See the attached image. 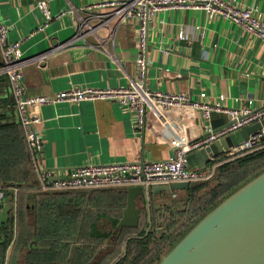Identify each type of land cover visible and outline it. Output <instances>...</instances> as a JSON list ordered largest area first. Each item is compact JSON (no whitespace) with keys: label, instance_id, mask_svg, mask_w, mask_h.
I'll list each match as a JSON object with an SVG mask.
<instances>
[{"label":"crops","instance_id":"crops-1","mask_svg":"<svg viewBox=\"0 0 264 264\" xmlns=\"http://www.w3.org/2000/svg\"><path fill=\"white\" fill-rule=\"evenodd\" d=\"M37 1L0 0V11L11 23L9 38L22 40L28 56L23 71L29 94H52L70 86L128 84L140 75L135 17L112 15L106 23L75 38V12L56 14L62 8L95 0H48L55 16L44 29L37 28L44 19ZM232 1L253 7L264 18V0ZM99 11L94 8L90 13ZM95 23L97 18L91 20ZM145 57L143 78L151 88L184 91L231 108L264 104V42L222 15L210 17L203 8L195 7L160 10L150 21ZM11 91L7 76L0 74V121L20 129L27 152L25 160L10 156V164L4 168L9 187L1 201L4 214L0 218L11 212L14 219L4 264H114L115 241L99 242L92 224L96 217L86 215L89 223L71 220L67 226L63 219L53 222L55 216L60 217L55 210L39 208L40 197L55 195L39 186L31 149L10 100ZM30 108L42 117L44 146L37 162L54 175L70 173L91 161L167 157L174 153L167 138L169 130H183L193 137L205 130V118L196 109L175 110L169 125L152 118L137 129L132 113L107 98L62 100ZM229 119L226 111L216 110L210 121L219 127ZM138 205L142 216L144 207Z\"/></svg>","mask_w":264,"mask_h":264},{"label":"built area","instance_id":"built-area-1","mask_svg":"<svg viewBox=\"0 0 264 264\" xmlns=\"http://www.w3.org/2000/svg\"><path fill=\"white\" fill-rule=\"evenodd\" d=\"M44 19L38 29H44L54 18L48 0H38ZM109 7V10H106ZM203 8L210 17L222 15L243 26L249 33L264 42V18L256 13L253 7L233 2L232 0H95L72 9H61L56 16L66 11L75 12L77 31L81 35L95 26L106 23L112 15L131 16L138 21L139 43L136 61L140 66V75L128 84L119 85H84L70 86L52 94H29L24 82L23 67L28 58L22 48V40L9 38L11 23L0 11V45L2 47V62L0 74H5L15 96L20 123L26 140L31 149L35 167L39 177V186L46 191L70 190L75 188H95L108 186H123L141 184L144 196L152 194L155 183H171L174 181L194 182L209 177L220 164L214 163L217 157L202 164L190 165L188 154L204 147L222 137L235 132L242 127L264 118V104L259 108L251 105L226 107L221 104H211L205 100L191 96L184 91L154 89L148 86L143 78L146 68L145 50L148 45L150 21L160 10L170 8ZM98 8L99 12L90 13ZM105 8V10H102ZM89 13H85L88 11ZM97 18V23L91 20ZM73 41V40H70ZM107 98L119 102L132 113V123L135 128L145 127L152 118L162 123L171 124L175 110H200L205 118L204 132L196 137L183 130H169L167 138L174 153L162 158H136L126 160L91 161L74 168L70 173L54 175L52 170L40 167L37 159L44 146V136L41 128L42 117L31 111L32 105L62 100L80 101L85 99ZM224 110L230 119L219 127H214L210 121L213 111ZM264 147V126L237 145L227 150L247 154ZM5 190L0 189V202L5 197ZM175 193V191H174Z\"/></svg>","mask_w":264,"mask_h":264},{"label":"water","instance_id":"water-1","mask_svg":"<svg viewBox=\"0 0 264 264\" xmlns=\"http://www.w3.org/2000/svg\"><path fill=\"white\" fill-rule=\"evenodd\" d=\"M9 95L20 121L15 96L12 91ZM263 126L264 118L191 151L188 154L190 165L205 166L207 161L223 154ZM191 184L189 181L155 183L152 192L189 189ZM126 190L127 204L116 232L124 226L136 227L140 224L138 198L144 196V187L136 184L128 186ZM158 264H264V171L202 218Z\"/></svg>","mask_w":264,"mask_h":264},{"label":"rangeland","instance_id":"rangeland-1","mask_svg":"<svg viewBox=\"0 0 264 264\" xmlns=\"http://www.w3.org/2000/svg\"><path fill=\"white\" fill-rule=\"evenodd\" d=\"M244 156L245 154H238L231 149L226 150L220 158L217 157L218 159L214 160V163L222 161L216 166L214 172L209 177L192 182V187L189 190L177 189L175 193L172 190H166L160 194H151L149 198L140 196L138 203L144 207L140 224L137 227H124L118 235L114 233L118 218L122 216L120 207H117L118 201L114 200L115 203H111L102 198L99 193H121L120 190L123 186L75 188L49 192L55 194L65 191L64 193L69 194L73 198L70 201L71 208H76L82 216H96L98 229L107 232L109 236L105 240L108 242L114 240L115 243L123 242L122 248L126 245L127 237L136 236L145 230V236L149 237V246L152 247L153 252L159 251V253L148 263L147 259L143 258L138 264H158L163 256L202 218L236 190L264 171V157H261L254 161L255 166L252 169H255L257 165L263 169L252 177H242L245 174L243 171L238 174V170L239 166L244 165L241 164V159ZM248 165H244L246 172L250 168ZM80 195L83 196L77 198ZM78 199L80 201L77 203ZM108 203L112 205L110 206ZM2 207L3 203L0 202V217L4 214ZM90 209H93V214L86 213ZM132 248L134 250V245ZM125 264H130V262L127 261Z\"/></svg>","mask_w":264,"mask_h":264},{"label":"trees","instance_id":"trees-1","mask_svg":"<svg viewBox=\"0 0 264 264\" xmlns=\"http://www.w3.org/2000/svg\"><path fill=\"white\" fill-rule=\"evenodd\" d=\"M22 138L23 137L21 136L20 129L16 127L14 123H8V122L0 123V182H2V186L4 187L5 191L6 188L9 187V185L6 184L7 178L5 177L4 174V168L9 166L10 156L13 157L14 159L25 160L27 158V152L24 149ZM9 144H12V147H9ZM221 156L222 154L219 155L218 158H220ZM261 157H264V147L256 151L245 154V156L241 159L242 160L241 164L244 165L249 164L248 165L250 166V168L248 169L249 171L246 172L244 165H241L239 166L238 174L243 171V174L245 175L242 177L248 176L247 178H249L260 172L263 169V167L260 168V166L257 165L255 169L252 168H254L255 166L254 161H256V159ZM191 187L192 186H190V188ZM126 188L127 187L121 188L120 190L121 193H116V192L99 193L101 194L102 198H104L107 201H110L111 203L113 202L115 203V201H118L117 207L118 208L120 207L119 209H121L122 211L121 212L122 216H123V209L127 204ZM64 192L60 191L55 194L53 193V195H55V198L52 197L50 198V196L40 197L39 208L42 210H46V209L55 210L56 211L55 215L60 217L55 216L53 222H56L59 219H63L62 223L67 226L70 224L71 220H77L78 222H81V224L89 223V219L87 218L86 215L82 216L81 214H79V211H77L76 208L75 209L71 208L70 201L73 198L70 197L69 194ZM5 194H7V192ZM152 195H154L153 192ZM81 196L83 195H80L77 198H80ZM76 201L78 203L80 200L78 199ZM111 203L108 204L111 206L112 205ZM87 213L93 214L92 212L91 213L87 212ZM120 218L118 219L120 220ZM96 220L97 217L92 221L93 231L95 232L99 242L101 243L109 236L107 232H103L98 229ZM13 224H14V219H13V214L11 212H8L6 218L3 219L0 218V264L5 263L6 249L8 245L11 243L14 234ZM124 227H122L118 232L114 231V233H116L115 235L120 234L121 230ZM145 233H146L145 230H143V232H140V234L136 236L131 235L127 237L126 245H124L123 248L121 247L123 242L115 243V256L117 257L118 255L120 254L121 255L117 260H115L114 264H125L127 261L130 262V264H138V262L143 258H146L148 263L149 260L153 259V257L158 256L159 251L156 253L153 252L152 247H150L148 244L149 237L145 236ZM132 245H134V250H132L133 249Z\"/></svg>","mask_w":264,"mask_h":264}]
</instances>
